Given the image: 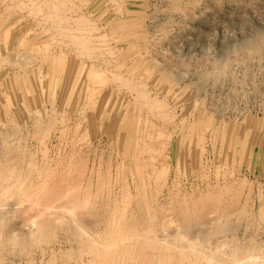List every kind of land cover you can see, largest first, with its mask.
I'll return each mask as SVG.
<instances>
[{"label":"rangeland","instance_id":"obj_1","mask_svg":"<svg viewBox=\"0 0 264 264\" xmlns=\"http://www.w3.org/2000/svg\"><path fill=\"white\" fill-rule=\"evenodd\" d=\"M262 62L264 0H0V264H264Z\"/></svg>","mask_w":264,"mask_h":264},{"label":"bare ground","instance_id":"obj_2","mask_svg":"<svg viewBox=\"0 0 264 264\" xmlns=\"http://www.w3.org/2000/svg\"><path fill=\"white\" fill-rule=\"evenodd\" d=\"M260 37V36H259ZM254 43V42H253ZM259 43V42H258ZM261 43V42H260ZM255 44H256V42H255ZM247 45V44H246ZM253 45V44H252ZM257 46V45H256ZM247 47V46H246ZM255 47V46H254ZM251 48V47H250ZM256 49V48H255ZM260 52V51H259ZM249 55V54H248ZM262 56V55H261ZM249 57V56H248ZM247 57V58H248ZM263 57V56H262ZM221 59H223V58H221ZM262 59V58H261ZM258 60V59H257ZM219 61V60H218ZM220 63V62H219ZM219 63H218V65H219ZM262 63H264V62H262ZM245 66H247V65H245ZM251 66V65H250ZM251 68V67H250ZM218 69H220L219 67H218ZM263 69V68H262ZM242 70V69H241ZM217 71H219V70H217ZM250 71V70H249ZM215 72V71H214ZM223 72V71H222ZM233 73V72H232ZM238 73V72H237ZM245 73V72H244ZM243 73V74H244ZM215 74H217V72L215 73ZM232 75V74H231ZM245 75V74H244ZM262 75V74H261ZM216 77V76H215ZM223 77V76H222ZM249 77V76H248ZM224 78V77H223ZM234 78V77H233ZM254 79V78H253ZM244 81V80H243ZM230 82H232V81H230ZM244 85V84H243ZM247 86V85H246ZM241 88V87H240ZM239 88V89H240ZM244 88V87H243ZM237 89V88H236ZM241 90V89H240ZM0 169H2L1 168V166H0ZM6 169V168H5ZM3 170H4V167H3ZM3 170H0V174H2L3 172ZM8 170V169H7ZM5 175V174H4ZM2 176H3V174H2ZM4 177V176H3ZM7 177V176H6ZM1 179H3V178H1ZM4 179H5V177H4ZM2 182V181H1ZM7 187H3V189L5 190ZM0 189H1V187H0ZM117 219V218H116ZM113 221H114V219H113ZM118 221H119V219H118ZM110 223V222H109ZM116 225V224H115ZM34 226V225H33ZM33 226H32V228H33ZM31 229V228H30ZM36 230V229H35ZM32 232H34V229H31L30 231H28V233H32ZM195 242V241H194ZM194 242H192V243H194ZM190 243V242H189ZM188 243V244H189ZM197 243V242H196ZM196 243H194V244H196ZM215 243V242H214ZM213 243V244H214ZM219 244V243H218ZM193 244H191L190 245V247L192 246ZM254 245V244H253ZM189 246V245H188ZM237 246H238V244H237ZM255 246V245H254ZM192 247H194V245L192 246ZM192 247L190 248V249H192ZM216 247V246H215ZM214 247V248H215ZM218 247V246H217ZM221 247V246H220ZM195 248H196V246H195ZM248 248H249V246H248ZM247 248V249H248ZM260 248V247H259ZM194 249V248H193ZM192 249V250H193ZM241 249V248H240ZM261 249V248H260ZM259 249V250H260ZM200 250V249H199ZM194 251H195V249H194ZM193 251V252H194ZM231 251H232V249H231ZM236 251V250H235ZM238 251V250H237ZM199 252V251H198ZM197 252V253H198ZM227 252V251H226ZM261 252V251H260ZM222 253V252H221ZM229 253V252H228ZM195 254V253H194ZM212 254V255H211ZM210 255H211V258H209V259H213V261L215 260L216 262H218L219 261V258L217 257V254H219V249L218 250H216V248H215V251L213 252L212 251V253H211ZM201 255V254H200ZM200 255H198L197 254V256H200ZM226 255V254H225ZM204 257V256H203ZM195 258V257H194ZM197 258V257H196ZM221 258V257H220ZM256 258V257H255ZM203 259V258H202ZM234 261H239V264H246V262H247V259L246 260H244V256H242V257H236V256H234V259H233ZM207 261H208V259H207ZM223 261V260H222ZM228 261V260H227ZM230 261V260H229ZM249 261V260H248ZM251 261H252V259H251ZM197 262V261H196ZM200 262V261H199ZM202 263H203V261H201ZM200 262V263H201ZM210 262H211V260H210ZM253 262V261H252ZM194 263V262H193ZM213 263V262H212ZM215 263V262H214ZM237 263V262H236ZM195 264V263H194ZM199 264V263H198ZM220 264H233V262H226V261H224V263L223 262H221V260H220ZM235 264V263H234Z\"/></svg>","mask_w":264,"mask_h":264}]
</instances>
